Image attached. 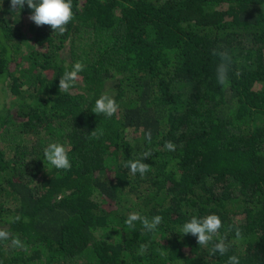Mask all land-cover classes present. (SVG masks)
Instances as JSON below:
<instances>
[{"label":"trees","instance_id":"obj_1","mask_svg":"<svg viewBox=\"0 0 264 264\" xmlns=\"http://www.w3.org/2000/svg\"><path fill=\"white\" fill-rule=\"evenodd\" d=\"M0 264H264V0H0Z\"/></svg>","mask_w":264,"mask_h":264},{"label":"rangeland","instance_id":"obj_2","mask_svg":"<svg viewBox=\"0 0 264 264\" xmlns=\"http://www.w3.org/2000/svg\"><path fill=\"white\" fill-rule=\"evenodd\" d=\"M33 26V23L31 22H28L27 20L23 22V25H22V28H23V31H24V36L26 38V41L29 42V44H32V40L30 39V36H31V33H30V30L29 28ZM68 47H65V52H67Z\"/></svg>","mask_w":264,"mask_h":264}]
</instances>
